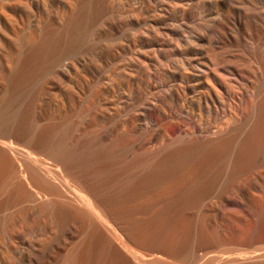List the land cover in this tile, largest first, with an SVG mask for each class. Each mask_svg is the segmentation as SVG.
<instances>
[{
    "label": "rangeland",
    "instance_id": "rangeland-1",
    "mask_svg": "<svg viewBox=\"0 0 264 264\" xmlns=\"http://www.w3.org/2000/svg\"><path fill=\"white\" fill-rule=\"evenodd\" d=\"M160 1L69 0L70 7L58 18L61 0H0V139L9 137L17 145L39 149L43 163L59 175L61 187V182L73 187L78 173L80 181L87 176L111 214L101 217L95 208L91 214L78 203H58L37 192L28 198L12 178L11 155L0 147V264H131L115 242L125 237L136 242L125 244L139 254L161 256L149 264H187L207 255L264 248V177L253 175V163L203 195L187 192L158 203L159 198L149 195L160 186L150 179L131 180L129 174L137 171L126 156L129 149L116 150L120 136L113 129L120 119L131 124L132 107H123L117 89L110 91L102 75L116 61L113 53L122 36L157 25L153 15L159 12ZM124 6L139 7L138 23L125 19ZM68 61L74 68L66 76L59 68ZM130 69L126 73H133ZM108 74L118 83L117 76ZM39 135L60 148L67 149L70 143L73 148L65 154L69 163L83 157L77 174L70 170L75 176L65 173L51 145L37 142ZM11 158L20 163L18 156ZM178 174L173 170L166 176L174 179ZM155 203L156 207L168 203L169 212L154 215Z\"/></svg>",
    "mask_w": 264,
    "mask_h": 264
},
{
    "label": "bare ground",
    "instance_id": "bare-ground-1",
    "mask_svg": "<svg viewBox=\"0 0 264 264\" xmlns=\"http://www.w3.org/2000/svg\"><path fill=\"white\" fill-rule=\"evenodd\" d=\"M61 2L58 18H62L66 7L71 5L69 0ZM158 6L159 12L153 15V23L157 25L149 24L140 31L122 36L113 53L116 61L109 63L102 75L107 79L104 85L110 91L117 89L123 107H132L131 124L120 119L113 129L120 136L115 142L116 150L128 148L125 155L132 158L131 168L137 171L129 172L130 179H150L159 185L160 188H155L157 190L152 194L147 191L151 198H159V203V200L183 197L187 192H192L193 196L203 195L208 188L221 184L231 174L251 167V163L254 165L253 175L263 178L264 0H162ZM138 9L137 6L125 7V19L138 23ZM114 20L119 21V17L115 16ZM123 55L126 57L121 59ZM73 68V61H68L60 66L59 71L69 76ZM127 68L133 73H126ZM108 72L117 76L118 83L110 79ZM75 93L79 98L82 91L79 89ZM103 114L99 116L103 117ZM171 128L175 129L173 133ZM22 132L26 133L23 129ZM36 138L37 142L45 141L53 147L59 156L58 160L57 156L55 158L65 173L72 175V170L77 174L83 157L80 160L73 158L70 163L66 161L65 154H70L73 148L70 143L66 149L57 144L54 146L43 135ZM0 147L5 154L20 158L17 164L10 157L11 173L28 198H35L33 193L37 192L38 197L70 205L78 203L91 214L96 209L101 217H111L110 208L88 185L87 176L80 181L81 177H77L81 173L74 174V186L61 182V187L57 185L59 175L56 170L43 163L45 160L35 146L23 147L9 137H3ZM133 149L137 151L135 156L131 154ZM173 170L179 173L177 178L174 177L176 180L166 176ZM133 178L131 180H136ZM147 194L141 196L144 198ZM156 203L152 207L154 215L170 210L168 203L159 207ZM96 219L99 222V217ZM104 231L109 233L106 228ZM115 242L129 256L131 264L135 260L137 264H149L161 257L151 253L142 255L127 247L126 242L136 244L128 237L125 241L117 239ZM255 250L213 258L207 255L187 264H241L264 259V248Z\"/></svg>",
    "mask_w": 264,
    "mask_h": 264
}]
</instances>
